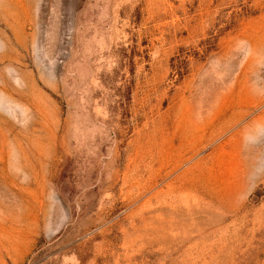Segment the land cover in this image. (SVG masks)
<instances>
[{
  "label": "rangeland",
  "instance_id": "obj_1",
  "mask_svg": "<svg viewBox=\"0 0 264 264\" xmlns=\"http://www.w3.org/2000/svg\"><path fill=\"white\" fill-rule=\"evenodd\" d=\"M0 264H264V0H0Z\"/></svg>",
  "mask_w": 264,
  "mask_h": 264
}]
</instances>
